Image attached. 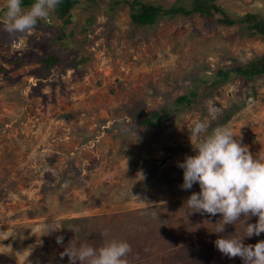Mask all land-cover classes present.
Returning a JSON list of instances; mask_svg holds the SVG:
<instances>
[{"label":"rangeland","instance_id":"rangeland-1","mask_svg":"<svg viewBox=\"0 0 264 264\" xmlns=\"http://www.w3.org/2000/svg\"><path fill=\"white\" fill-rule=\"evenodd\" d=\"M174 1L157 0L165 8ZM214 2L231 18L246 12L264 16V0ZM124 3L108 15L104 3L94 13L80 2L66 23L53 12L31 33L12 37L2 30L5 0H0V216L33 237L44 232L40 236L47 235L44 241L52 247L47 261L45 245L21 237L23 243H17L24 250L15 244V251H5L14 264H69L60 255L64 247L98 248L110 239L125 240L133 250L132 239L141 242L145 233L154 247L145 254L164 256L158 264L177 258L209 264V254L198 253L200 240L210 237L215 244L220 234L243 236L245 224L257 222L255 216L241 217L223 233L212 232L221 216L191 213L184 199L199 192V184L182 190L178 163L196 154L195 121L207 122L208 133L228 126L250 152L264 155V76L233 77L216 89L204 82L219 67L263 54V37L241 34L240 25L219 24L198 12L161 15L153 25L132 28ZM92 13L91 42L82 43L78 26ZM46 54L56 58L50 67L38 58ZM190 92V109H172L165 118H152L155 127L125 132L132 106L170 108L175 97L191 98ZM184 224L197 230H182ZM51 228L58 229L46 234ZM259 240L264 232L244 237L245 244ZM189 246L187 255L174 252ZM215 256L212 264H243L240 257Z\"/></svg>","mask_w":264,"mask_h":264},{"label":"clouds","instance_id":"clouds-1","mask_svg":"<svg viewBox=\"0 0 264 264\" xmlns=\"http://www.w3.org/2000/svg\"><path fill=\"white\" fill-rule=\"evenodd\" d=\"M61 0H34L27 8L21 0H5L3 31L12 37L32 32L39 20H48ZM195 155L186 156L178 163L183 169L182 190L199 184L200 191L192 192L185 203L192 212L221 219L212 232L223 233L225 226L236 225L241 217H258L256 223H247L244 235L229 234L215 240L216 248L229 258L240 257L243 264H264V240L245 244L244 237L259 236L264 232V155L256 156L242 143L230 127H216L208 133V123L195 121L191 128ZM203 134V135H202ZM58 228L49 229L46 234ZM105 230L102 235H107ZM63 245V237H56ZM131 245L125 240L110 239L102 246L81 244L64 247L61 258L69 264H128Z\"/></svg>","mask_w":264,"mask_h":264},{"label":"trees","instance_id":"trees-1","mask_svg":"<svg viewBox=\"0 0 264 264\" xmlns=\"http://www.w3.org/2000/svg\"><path fill=\"white\" fill-rule=\"evenodd\" d=\"M34 0H21L22 7L27 8L32 4ZM86 3L87 8H92L95 13L104 3L106 5V14H110L109 10H113L120 2H125L123 6L128 7V15L130 24L132 28L145 27L153 25L159 16H173L180 14L182 16H189L192 13L198 12L201 15L207 16L213 19V21L223 24V25H233L238 24L239 31L241 34L248 36L260 35L264 39V16L258 12H246L243 15H238L233 18L227 16L223 9L215 4L214 0H175L168 7H163L157 0L152 2L151 0H61V3L54 11L57 17L62 18V22L66 23L68 21L71 8L80 3ZM122 6V7H123ZM91 17H86L83 24H79L78 28L81 32V42L89 43L91 42L90 33L92 32V27L90 26L92 21ZM217 13L221 14L218 17ZM46 23V22H45ZM16 61H20V56H13ZM41 59L46 67H50V64L55 63L56 58L52 54H46L44 57H38ZM85 57H81L80 61L84 60ZM78 62V63H79ZM264 76V53L252 58L251 60L240 64L238 66L231 67H219L215 70L210 80H206L207 85L216 89L220 83L231 78H241L246 81H253L255 78ZM191 98H188L186 94L179 95L174 98V106L168 108H160L151 111H144L140 105L132 106L128 109L127 113L129 120L125 123L124 130L129 131V129L134 128L137 125L155 127L156 122L152 118L162 119L165 118L172 109H190V106L194 101V92H190ZM115 126V125H114ZM113 127V126H112Z\"/></svg>","mask_w":264,"mask_h":264},{"label":"crops","instance_id":"crops-1","mask_svg":"<svg viewBox=\"0 0 264 264\" xmlns=\"http://www.w3.org/2000/svg\"><path fill=\"white\" fill-rule=\"evenodd\" d=\"M184 201H186V199H184ZM253 217L254 216H252V218ZM211 218H212V216H211ZM199 222H201V221H199ZM227 226L229 227V225H226L225 228ZM181 228H182V230H197V229L190 228L189 224H187V225L184 224V226ZM44 234H45L44 232H42V234H41V232L38 231L37 232L38 236L33 237V234H30V231H25V228H23V227L21 228V226H17L15 220L13 221L10 217L8 218V216H7V219L4 218V220H3L2 216H0V260H1V262H3L4 264H14L15 260L12 261L10 259L11 254L5 253V251H11L12 248H13L12 251H15L16 246H18L19 250H20V248L22 250H24L23 246L19 244V243H23V240L20 242V239H21V237L22 238L23 237L24 238H31V236H32V239L37 238L42 245H45L44 251H46V253L50 254V256H46V258H45L48 261L52 255V250H51L52 247H51V244H49V242L47 243L44 241V239H47L46 238L47 235L45 237L40 236V235H44ZM145 235H146L145 240L142 239L141 242L137 238L132 239L133 242H136V247L134 246L133 250H132L133 252H132L131 258H133V259H131L130 256L127 259V260L131 259V260H129V262H131V263H128V264H158V261L161 259L159 257H164V256H159L156 253L145 254V252H148L149 250L154 249V247L151 243L152 239L148 237V236H150V234L145 233ZM132 236L136 237V234L132 233ZM222 236L223 235L220 234V237H222ZM209 238H208V240H206V241H208L207 243H209V244H207L206 241L203 239H202L203 241L200 240L201 242L198 243L197 250H198V253H200V254L208 253L209 257H206L205 261L210 262L209 264H212V261H214L215 259H219L215 256V254H217V252H220V251H215L217 248H216L212 238H210V239ZM17 241L19 243H17ZM210 243H213V245H212L213 248L210 246ZM15 244H17V245L15 246ZM142 244H144V245L147 244L146 249L143 248ZM58 246L59 245L57 244V246H56L57 251L59 249ZM214 246H215V248H214ZM192 248H193V246H189V248L187 250H186V248H183V247L181 250H180V248H177V251H174V252L177 253L179 251H183L182 254L184 256V255H187L185 253H187V251L191 250ZM209 251H211L213 253V256L209 253ZM33 255H35V254H33ZM172 255L173 254H170L169 258L175 256V255L174 256H172ZM188 256H189V258L191 257L190 254ZM210 257H212V258H210ZM221 258H222V256L220 257V259ZM163 261H164V264H183L179 258H177L174 261H173V259H169V260L163 259ZM192 262H191V264H193Z\"/></svg>","mask_w":264,"mask_h":264}]
</instances>
